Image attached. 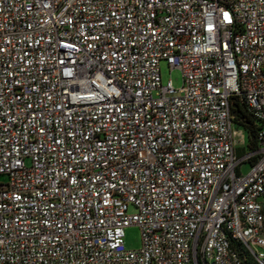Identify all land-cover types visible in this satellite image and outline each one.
Listing matches in <instances>:
<instances>
[{"label": "built area", "instance_id": "2783aa9c", "mask_svg": "<svg viewBox=\"0 0 264 264\" xmlns=\"http://www.w3.org/2000/svg\"><path fill=\"white\" fill-rule=\"evenodd\" d=\"M236 244L264 264V0H0V264H244Z\"/></svg>", "mask_w": 264, "mask_h": 264}, {"label": "rangeland", "instance_id": "374dc122", "mask_svg": "<svg viewBox=\"0 0 264 264\" xmlns=\"http://www.w3.org/2000/svg\"><path fill=\"white\" fill-rule=\"evenodd\" d=\"M161 73H162V81L163 84L166 85L169 81L172 82V86L179 90L183 86V78L182 73L178 69H172L168 62L163 60L160 63ZM29 165V162L27 163ZM250 167L248 165L244 166L242 171L243 173H247ZM135 212L134 208H130V213L133 214ZM125 246L128 250H138L142 245L141 232L138 226H130L126 229L125 232ZM245 259L249 264H256L251 255L247 252H244Z\"/></svg>", "mask_w": 264, "mask_h": 264}, {"label": "trees", "instance_id": "16d2710c", "mask_svg": "<svg viewBox=\"0 0 264 264\" xmlns=\"http://www.w3.org/2000/svg\"><path fill=\"white\" fill-rule=\"evenodd\" d=\"M238 112H239V117H244L245 114L243 111H241V108L239 107L238 109ZM246 129H248L246 132H247V141H248V144L249 146H251L253 149H256L258 148V145H257V142H256V129L254 128V122L250 119H247L246 121ZM236 247L239 249V251L241 252V255L244 257L245 259V256H244V252H247L244 248H242L239 244H236ZM248 253V252H247ZM255 262V261H254ZM256 263V262H255ZM244 264H249L247 262V260L245 259V262Z\"/></svg>", "mask_w": 264, "mask_h": 264}, {"label": "water", "instance_id": "95a60500", "mask_svg": "<svg viewBox=\"0 0 264 264\" xmlns=\"http://www.w3.org/2000/svg\"><path fill=\"white\" fill-rule=\"evenodd\" d=\"M233 101H234V100H233ZM232 107H233V109L235 110V112L233 113V115H234L236 118H238V117H239V112H238L239 107H238V105L234 104Z\"/></svg>", "mask_w": 264, "mask_h": 264}, {"label": "flooded vegetation", "instance_id": "af4514ba", "mask_svg": "<svg viewBox=\"0 0 264 264\" xmlns=\"http://www.w3.org/2000/svg\"><path fill=\"white\" fill-rule=\"evenodd\" d=\"M241 111H243V110L241 109Z\"/></svg>", "mask_w": 264, "mask_h": 264}]
</instances>
